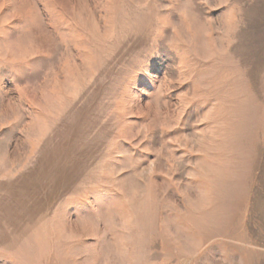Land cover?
Returning <instances> with one entry per match:
<instances>
[{"label":"rangeland","instance_id":"rangeland-1","mask_svg":"<svg viewBox=\"0 0 264 264\" xmlns=\"http://www.w3.org/2000/svg\"><path fill=\"white\" fill-rule=\"evenodd\" d=\"M0 264H264V0H0Z\"/></svg>","mask_w":264,"mask_h":264},{"label":"clouds","instance_id":"clouds-1","mask_svg":"<svg viewBox=\"0 0 264 264\" xmlns=\"http://www.w3.org/2000/svg\"><path fill=\"white\" fill-rule=\"evenodd\" d=\"M181 15L185 18V19H187L188 18V10H184L182 13H181ZM176 35H177V37H179L181 34H180V32H179V30H176Z\"/></svg>","mask_w":264,"mask_h":264}]
</instances>
